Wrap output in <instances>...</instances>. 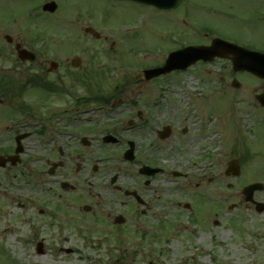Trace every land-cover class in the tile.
I'll list each match as a JSON object with an SVG mask.
<instances>
[{
	"label": "rangeland",
	"instance_id": "rangeland-1",
	"mask_svg": "<svg viewBox=\"0 0 264 264\" xmlns=\"http://www.w3.org/2000/svg\"><path fill=\"white\" fill-rule=\"evenodd\" d=\"M57 1L54 14H33L27 11L29 0H0V45L6 44L5 35L66 44L70 58L82 59L73 72L86 71L89 81L79 86L75 76L57 84L73 86L75 96L90 92L110 100L76 109L75 96L65 91L33 88L38 63L10 61L1 51L0 73L11 76L15 89L0 96V153L4 148L13 154L15 137L29 135L21 162L0 169V231L17 226L0 236V264H264V210L258 212L242 192L251 183L264 184V136L254 131L259 120L244 105L221 95L218 65L146 82L139 73L162 65L174 44L153 11L104 0ZM88 26L107 41L86 34ZM165 126L171 136L160 139ZM107 133L119 143L105 144ZM83 136L88 146L81 143ZM129 140L136 143L140 162L159 158L169 169L149 189L152 208L144 237L130 226L131 202L110 183L117 174L118 185L132 189L136 174L142 184L137 165L123 157ZM60 149L67 151L65 158ZM232 159L241 163L238 177L225 174ZM60 160L65 166L50 175ZM67 178L75 191L60 187ZM254 199L264 203V191H256ZM66 204L71 212L63 216ZM49 205L56 218L39 222L38 211ZM117 214L128 222L123 230L114 225Z\"/></svg>",
	"mask_w": 264,
	"mask_h": 264
},
{
	"label": "flooded vegetation",
	"instance_id": "flooded-vegetation-1",
	"mask_svg": "<svg viewBox=\"0 0 264 264\" xmlns=\"http://www.w3.org/2000/svg\"><path fill=\"white\" fill-rule=\"evenodd\" d=\"M53 0H46L40 2L36 0H29V7L27 11L33 14H38L43 6ZM57 1V0H56ZM109 6H117L120 4H131V6L140 11L151 10L156 15V24L162 25L170 44L173 45L171 49H184L189 46H209L214 43L226 46V49H217V52L222 56H217L211 62L213 65H218L217 79L220 90L223 92L222 96L226 95L230 98L233 104H240L241 107H246L251 112L253 118L258 119V127L256 132L264 136V0H163V7L160 8L155 4H150L139 0H104ZM58 2V1H57ZM58 8L60 3L58 2ZM85 18V17H82ZM99 21L96 18H86ZM101 23V22H100ZM102 24V23H101ZM103 25V24H102ZM91 31L86 32L87 29ZM93 27L88 26L84 29L86 34L93 35L96 40H102L101 34L97 37V31ZM194 32L193 36L188 35V32ZM10 36V35H9ZM6 44L0 45V53L3 52L4 56L10 61H15L20 64L25 63H38L39 69L33 74L34 79L43 82L53 89L60 86L64 89H72L73 86L67 87L57 84L58 79L65 80V78L77 79V85L84 86L86 83L84 79L87 78L88 73L79 72L75 73L72 69L79 68L82 64V59L79 56H72L73 52L66 44H60L57 40H45V38L33 39H15L12 36L5 39ZM107 41V39H103ZM113 46L115 43L112 44ZM230 46L242 48V51H235ZM28 49L35 54L33 61H21L18 57L20 49ZM77 48V46H76ZM2 51V52H1ZM72 51V52H71ZM74 57H79L74 60ZM78 62V67L74 66ZM223 64L220 65V64ZM203 64L201 61L196 63L192 68ZM238 64V65H237ZM241 68V69H239ZM191 69H187L190 71ZM183 71H175L181 73ZM4 74L0 73V76ZM52 76L54 81H45V78ZM214 81V80H213ZM62 81L61 84H63ZM13 82L0 87V96L15 89ZM78 87V86H77ZM81 87H78L77 91ZM82 89V88H81ZM225 90V91H224ZM236 97L233 102V98ZM86 97L78 93L76 94V109H80L87 104ZM244 105V106H243ZM140 114V113H139ZM187 128L184 132H187ZM172 133V132H171ZM158 136L160 139L159 133ZM171 136V135H170ZM169 136V137H170ZM0 155H9L8 150L2 148ZM59 154L65 158L67 151L60 149ZM159 158L151 161V164L143 163L138 160L137 146L135 147V160L137 165L136 171L138 176L142 178V184H139L136 174V186L132 189L122 188L116 186V190L122 194V197L129 200L133 206L130 208L134 210V218L130 226H134L136 231H141V237L148 235L146 230L149 226V218L152 208L151 194L149 189L153 182L162 175H165L169 170L163 166ZM61 166L57 169L60 170L66 164L64 160H60ZM143 165H150L154 168H160L154 176H146L141 173ZM64 174H61L63 176ZM54 176V175H53ZM66 180L60 181V187L63 189V184L70 190L72 184ZM58 182V181H55ZM133 192V194H127ZM38 206V205H37ZM39 207V206H38ZM47 208H42L38 212L39 220L44 216L48 220L56 218V215L51 212L49 205ZM80 208V206H78ZM77 207V208H78ZM76 209V212L79 210ZM64 211L63 216L67 215L69 205L62 206L60 209ZM69 214V213H68ZM46 218V219H47ZM103 222V221H102ZM128 222L125 220L124 224L116 225V229L123 230L124 225ZM127 229L130 230V227ZM43 252V247L42 251Z\"/></svg>",
	"mask_w": 264,
	"mask_h": 264
},
{
	"label": "water",
	"instance_id": "water-1",
	"mask_svg": "<svg viewBox=\"0 0 264 264\" xmlns=\"http://www.w3.org/2000/svg\"><path fill=\"white\" fill-rule=\"evenodd\" d=\"M56 7L57 6L55 3H50L45 7V10H49L53 12L56 9ZM213 48H214L213 46L197 47V48L191 47L183 51L172 53L163 67L153 69V70H146L142 73V77L143 79L148 80L152 77L159 76L161 74L167 73L175 69H185L189 65L193 64L195 61L199 59L211 60L215 56V53H213L212 51ZM19 55L23 60H27V59L33 60L34 59L33 54L25 49L20 50ZM169 133H170V130L168 128H165V132H163L162 135L165 137L169 135ZM24 137L25 136H21L17 139L18 144H19L16 150L17 153H20L23 151V148L20 146V140ZM104 140L105 142H116V139L113 138L112 136H106ZM125 157L127 159H133V144L132 143H131V149L126 152ZM9 161H11L13 164H16L19 161V157L18 156L9 157V158L0 157V167H5ZM226 174L236 175V176L240 175V164L238 160H233L230 162V165H229V168ZM115 180H116V177H114L112 181L115 182ZM263 189H264V186L259 183L252 184L246 187L244 189V194L246 195V201H252L256 203L253 200L254 192L256 190H263ZM256 205H257L256 207L257 211L262 212L264 210V204L257 202ZM117 221L120 222L121 219L118 218Z\"/></svg>",
	"mask_w": 264,
	"mask_h": 264
},
{
	"label": "bare ground",
	"instance_id": "bare-ground-1",
	"mask_svg": "<svg viewBox=\"0 0 264 264\" xmlns=\"http://www.w3.org/2000/svg\"><path fill=\"white\" fill-rule=\"evenodd\" d=\"M17 228L16 225H11V226H3V228L0 231V236L4 237L8 232H12Z\"/></svg>",
	"mask_w": 264,
	"mask_h": 264
},
{
	"label": "trees",
	"instance_id": "trees-1",
	"mask_svg": "<svg viewBox=\"0 0 264 264\" xmlns=\"http://www.w3.org/2000/svg\"><path fill=\"white\" fill-rule=\"evenodd\" d=\"M95 99H97V100H100V98H99V97H96Z\"/></svg>",
	"mask_w": 264,
	"mask_h": 264
}]
</instances>
